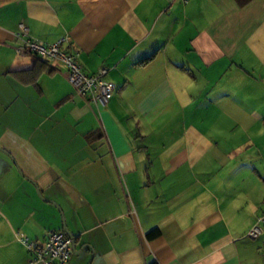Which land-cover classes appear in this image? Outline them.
<instances>
[{
	"label": "crops",
	"instance_id": "0c3cea01",
	"mask_svg": "<svg viewBox=\"0 0 264 264\" xmlns=\"http://www.w3.org/2000/svg\"><path fill=\"white\" fill-rule=\"evenodd\" d=\"M19 23L105 67L107 105ZM63 222L68 264H264V0H0V264Z\"/></svg>",
	"mask_w": 264,
	"mask_h": 264
},
{
	"label": "built area",
	"instance_id": "2783aa9c",
	"mask_svg": "<svg viewBox=\"0 0 264 264\" xmlns=\"http://www.w3.org/2000/svg\"><path fill=\"white\" fill-rule=\"evenodd\" d=\"M15 37L20 40V44L15 47L16 53H30L46 63L62 66L75 94L99 106L107 105L108 98L115 88L111 81L104 78L107 69L100 67L94 74L84 72L78 61L77 49L65 46V43L71 45L72 39L69 35L50 43H43L30 36L28 26L19 23ZM261 221L262 215L257 217L256 222L248 230V237L256 238L260 235ZM14 237L24 245L30 264H68L72 240L63 230H50L43 239H32L17 229L14 231Z\"/></svg>",
	"mask_w": 264,
	"mask_h": 264
},
{
	"label": "trees",
	"instance_id": "16d2710c",
	"mask_svg": "<svg viewBox=\"0 0 264 264\" xmlns=\"http://www.w3.org/2000/svg\"><path fill=\"white\" fill-rule=\"evenodd\" d=\"M149 58H151V55L150 56H148V57H146V58H144V60H147V59H149ZM40 64H42V66L41 67H43L42 69H44V68H47L46 67V64L44 63V62H41L40 61ZM27 70H30V74H31V76H30V81H35V79L37 78V75H38V73H37V71H39L37 68H31V69H27ZM27 70H23V71H27ZM19 72H22L21 70L20 71H14V72H12L14 75H18L19 74ZM155 231L154 230H151V231H149L148 232V236H151L153 233H154Z\"/></svg>",
	"mask_w": 264,
	"mask_h": 264
},
{
	"label": "water",
	"instance_id": "95a60500",
	"mask_svg": "<svg viewBox=\"0 0 264 264\" xmlns=\"http://www.w3.org/2000/svg\"><path fill=\"white\" fill-rule=\"evenodd\" d=\"M38 194H39V196L41 197V194H40L39 192H38ZM63 225H64L65 232L68 234V236H69V237L71 238V240H72V244H71L72 252H74V253H79L80 250H76V249H75V238H74V236H73L71 233H69V232L67 231L64 222H63Z\"/></svg>",
	"mask_w": 264,
	"mask_h": 264
},
{
	"label": "rangeland",
	"instance_id": "374dc122",
	"mask_svg": "<svg viewBox=\"0 0 264 264\" xmlns=\"http://www.w3.org/2000/svg\"><path fill=\"white\" fill-rule=\"evenodd\" d=\"M71 255H73V252H71Z\"/></svg>",
	"mask_w": 264,
	"mask_h": 264
}]
</instances>
